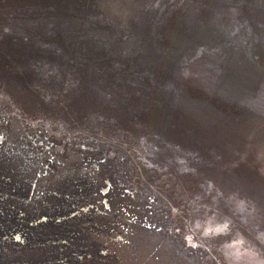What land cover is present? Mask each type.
Segmentation results:
<instances>
[{
    "label": "water",
    "instance_id": "obj_1",
    "mask_svg": "<svg viewBox=\"0 0 264 264\" xmlns=\"http://www.w3.org/2000/svg\"><path fill=\"white\" fill-rule=\"evenodd\" d=\"M0 107L145 136L264 230V0H0Z\"/></svg>",
    "mask_w": 264,
    "mask_h": 264
},
{
    "label": "rangeland",
    "instance_id": "obj_2",
    "mask_svg": "<svg viewBox=\"0 0 264 264\" xmlns=\"http://www.w3.org/2000/svg\"><path fill=\"white\" fill-rule=\"evenodd\" d=\"M209 211L264 250L145 136L0 107V264H226Z\"/></svg>",
    "mask_w": 264,
    "mask_h": 264
},
{
    "label": "clouds",
    "instance_id": "obj_3",
    "mask_svg": "<svg viewBox=\"0 0 264 264\" xmlns=\"http://www.w3.org/2000/svg\"><path fill=\"white\" fill-rule=\"evenodd\" d=\"M231 198V197H230ZM234 211L241 219L249 213L247 201L237 198ZM193 230L205 239H216L221 236L231 237L225 240L221 247V253L225 256L226 264H264V250H258L250 244L248 238L240 231L233 232V220L231 217L220 218L216 213L209 211L203 218L194 220L191 228L186 230V242L196 245V237ZM255 239L264 243V230L257 231Z\"/></svg>",
    "mask_w": 264,
    "mask_h": 264
}]
</instances>
